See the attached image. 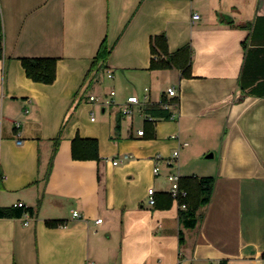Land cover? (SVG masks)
<instances>
[{
	"label": "crops",
	"instance_id": "crops-1",
	"mask_svg": "<svg viewBox=\"0 0 264 264\" xmlns=\"http://www.w3.org/2000/svg\"><path fill=\"white\" fill-rule=\"evenodd\" d=\"M0 17V208L34 210L0 217V264H264V0H0ZM157 36L189 48L190 76L151 69ZM23 58L56 59L55 81L30 79ZM79 138L99 160L73 158ZM171 172L215 178L195 228Z\"/></svg>",
	"mask_w": 264,
	"mask_h": 264
},
{
	"label": "trees",
	"instance_id": "trees-1",
	"mask_svg": "<svg viewBox=\"0 0 264 264\" xmlns=\"http://www.w3.org/2000/svg\"><path fill=\"white\" fill-rule=\"evenodd\" d=\"M152 51L154 55L164 57L158 58L157 61L153 60L151 69H170L173 67L180 68L184 74L190 76V50L183 48L176 53H169L167 48V41L164 36H157L152 41ZM111 50L103 43L99 53L95 59L94 65L101 63L104 66ZM3 55V27L0 17V60ZM56 62L54 58H23L22 63L26 70L27 76L35 82L51 84L56 79ZM159 112V113H158ZM162 112V113H161ZM153 116H162L171 118V114L167 113L164 109L148 111ZM73 158L75 160H99L98 142L95 139H76L73 143ZM181 189L187 192V196L180 198L179 203L185 208L180 212L182 224L186 228H195L198 223V209L202 206L208 205L214 191L215 178L202 177V178H181ZM170 204L173 199L169 195ZM157 205V199H156ZM34 214V210L27 207H8L0 208V217L2 218H21L24 214ZM52 226H58L61 222H50Z\"/></svg>",
	"mask_w": 264,
	"mask_h": 264
},
{
	"label": "built area",
	"instance_id": "built-area-1",
	"mask_svg": "<svg viewBox=\"0 0 264 264\" xmlns=\"http://www.w3.org/2000/svg\"><path fill=\"white\" fill-rule=\"evenodd\" d=\"M201 16L199 14H194L192 19L194 21L200 20ZM109 78H112L113 75L109 74L108 75ZM116 95L115 91H111L109 98L104 100V104L105 105H111L114 103L113 97ZM168 95L169 96H175L176 95V91L173 88L168 89ZM90 101L91 102H98V99L95 96H91L90 97ZM140 104V100L138 97L134 96L128 99L127 103L124 104L121 108V113L123 116L127 117V116H132L133 112H134V106ZM164 107L167 109L169 108L168 104L163 103ZM25 113L28 114L29 113V109L25 110ZM147 119H149L150 121H154L155 119L151 116H147ZM93 121L95 120V117H93L92 119ZM15 127L17 129H20L21 127V123L20 122H15ZM145 133V131H139L138 134L140 136H143ZM24 143V141L22 139H19L17 141L18 145H22ZM180 160V150H178L177 152H175L174 154H172L169 157H163L162 155H156L155 156V161H156V165L154 168V174L155 175H160L161 173V167L159 165L160 161H164L168 166H174L175 164H178ZM114 164L117 165L118 161H114ZM168 181L171 183V196L176 199V200H180V198L186 197L187 196V192L183 189H181L180 187V180H181V176L179 174V172H171L167 175ZM155 190L154 189H150L149 190V198H148V204L152 207H154L156 205V197H155ZM16 206L18 207H24L25 205L23 203H18ZM183 208H185V205L182 206ZM74 218H80L81 214L79 211L74 210L72 213ZM96 223H102V219H99L96 221ZM28 222H25V225H27Z\"/></svg>",
	"mask_w": 264,
	"mask_h": 264
},
{
	"label": "water",
	"instance_id": "water-1",
	"mask_svg": "<svg viewBox=\"0 0 264 264\" xmlns=\"http://www.w3.org/2000/svg\"><path fill=\"white\" fill-rule=\"evenodd\" d=\"M207 158H208V159L213 158V154L208 155Z\"/></svg>",
	"mask_w": 264,
	"mask_h": 264
}]
</instances>
